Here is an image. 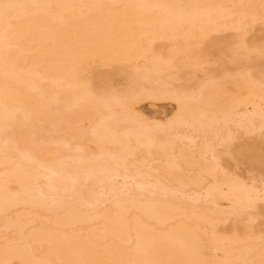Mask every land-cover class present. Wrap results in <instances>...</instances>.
Instances as JSON below:
<instances>
[{"label":"bare ground","instance_id":"bare-ground-1","mask_svg":"<svg viewBox=\"0 0 264 264\" xmlns=\"http://www.w3.org/2000/svg\"><path fill=\"white\" fill-rule=\"evenodd\" d=\"M0 264H264V0H0Z\"/></svg>","mask_w":264,"mask_h":264},{"label":"rangeland","instance_id":"rangeland-1","mask_svg":"<svg viewBox=\"0 0 264 264\" xmlns=\"http://www.w3.org/2000/svg\"><path fill=\"white\" fill-rule=\"evenodd\" d=\"M151 104H153V105H151ZM140 105L143 107V109L145 111L148 110L147 113L149 112L148 114L150 116L157 118V119H164L168 116H171L172 114H174V112L177 109V105L174 102L169 101V100H161V101H155V102L143 101L140 103ZM144 106L146 109L144 108ZM159 114H160V117H159Z\"/></svg>","mask_w":264,"mask_h":264}]
</instances>
